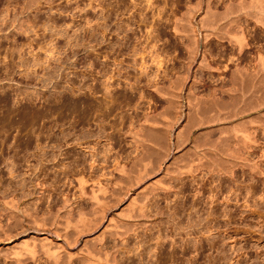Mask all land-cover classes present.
<instances>
[{
    "label": "rangeland",
    "instance_id": "rangeland-1",
    "mask_svg": "<svg viewBox=\"0 0 264 264\" xmlns=\"http://www.w3.org/2000/svg\"><path fill=\"white\" fill-rule=\"evenodd\" d=\"M174 1L177 0H150L149 8L147 0H40L41 4L35 11L33 8L21 10V0H0V117L7 109H14L19 110L17 117L23 119L21 107L27 105L41 114H45L46 109L52 110L32 126L28 125L30 121H26L29 126L26 131L23 129L21 132L11 126L6 129L8 132L0 130V212L6 213L1 207L2 200L12 198L18 202L19 209L22 208L21 213L24 210L37 218L38 224L41 223L38 229H50L52 215L64 201H68L74 225L78 210L88 212L86 216L92 211L91 203L78 192L76 180L80 176L87 181L85 190L96 187L97 181L104 188L106 186L105 198H102L106 202L107 214L117 226H121V211L125 210L134 186L128 191L123 190L124 185L117 187L115 182L127 179L116 168L125 164L127 169L124 171H129L128 175L132 177L135 170H141L140 162L147 167L141 175L143 181L159 180L157 182L171 189H154L151 194L153 189L147 187L145 197L135 196L139 204V200H142L141 204L145 201L143 204L147 207L144 213L147 218L138 221L142 224H137V229L131 226L128 227L130 230H119V238L109 237L108 232L103 234L106 246L111 242L115 245L118 252L114 253V258L119 264H264V112H261L263 116L252 115L261 125L254 132L256 144L246 155L260 165L261 175L240 166L234 167L227 175L199 166H194L190 174L176 172V168L181 170L193 161L195 147L203 148L217 140V131L200 124L214 116L216 119L215 108L229 117L232 112H245L256 107L261 95L246 96L247 99L239 102L237 108L232 107L227 97L219 94L221 88L229 87L226 79H217L222 76L218 74L209 79L206 73L196 72V68L189 70L188 79H177L180 86L174 82L175 89L171 84L174 79L170 81L167 78L182 64V60L185 61L186 51L182 47L187 44V32L177 35L172 29L171 11L178 13L176 16L183 10L186 13L187 4L180 0L176 5ZM197 16L198 12L194 15L196 21L200 18ZM14 17L24 19L23 31L13 27ZM156 18L161 24L156 23ZM26 21L33 27L29 28ZM181 23L185 24L184 21ZM247 23L249 34L257 37L264 33L261 24H255L251 19ZM249 42L250 51H253L257 45L263 44L264 39L258 43L253 41L254 44ZM214 44L218 43L213 41ZM200 48L203 49L202 46ZM156 55H159L160 67L155 62ZM176 74L180 76L182 73ZM167 86L173 87L170 90L177 93L171 91L169 94ZM154 87L166 93L165 97L159 95ZM176 94L179 95L177 100L171 101ZM68 99L78 105L72 114L61 108L63 101ZM193 99L198 100L195 102ZM186 100H192L191 104ZM84 104L94 106L98 112L93 108L92 111L82 110ZM172 109L181 115L173 114ZM145 113L158 122V127L154 125L156 127L150 129L153 127L150 126L145 129L146 134L143 132L147 140L142 142H145L142 147L146 146L142 152V147L130 141L129 136L137 127L139 130L141 120L138 118L141 119ZM222 115L219 117L217 114L219 118L225 117ZM163 118L167 122L171 119L173 122H169L174 124L168 127ZM197 123L203 127L197 128ZM224 127L229 129L231 124ZM148 130L153 132L149 134ZM208 130H212V134ZM25 142H29L26 148ZM189 158L191 160L187 161ZM128 166L133 168L132 171ZM172 167L175 168L172 170ZM174 171L177 174L172 173ZM23 215L24 212L22 216L20 212L14 215L17 216L15 221L0 216L1 226L5 228L11 224L8 239L0 235V253L9 251L25 236L33 235L31 229L36 227L29 226L31 220L23 218ZM23 221L28 222L31 229L26 230ZM59 226L64 228L63 223ZM71 227L65 234H61L64 232L60 229L59 235H69L66 236L69 241L75 239L76 231ZM84 232L86 229L76 232L79 233V242ZM37 254L32 260L26 256L21 264H46L43 255ZM2 260L0 258V264H14ZM71 264L78 263L74 261Z\"/></svg>",
    "mask_w": 264,
    "mask_h": 264
},
{
    "label": "bare ground",
    "instance_id": "bare-ground-1",
    "mask_svg": "<svg viewBox=\"0 0 264 264\" xmlns=\"http://www.w3.org/2000/svg\"><path fill=\"white\" fill-rule=\"evenodd\" d=\"M45 1H48V0H45ZM177 1L180 2V0H177ZM21 2L22 3L19 6L21 10H27V9L33 8L36 11V10H38V5L41 4L40 0H21ZM43 2H44V0H43ZM147 2L149 3V4L147 3V5L149 7L150 6V0H147ZM176 2H175V4H176ZM45 3H47V5H48L50 2L49 3L45 2ZM166 3H164V4H166ZM183 3L185 5L187 4L185 6L186 7V13H185V10L182 9L185 14L183 12H181L182 14L179 13V16H176V15H178V13L176 14V13H174L175 11L174 12L171 11V14L173 16V19L171 20V22H172V29L177 33V35L179 32H187V34H186L187 44L184 47H182V49H184L186 51V55H185L186 57H185V61H183V60L181 61L182 64H180V66L178 68L177 67L176 68L174 67L175 69L172 68L175 71L172 72L170 74V76H168V78H167L169 80L171 79L170 81H172V79H174L171 84L173 86L175 84H177V85L179 84V86H180V82L178 83L177 79L178 80L181 79V81H182V79H188L187 76H189L188 75L189 70L196 68V72H199V74L206 73L207 74L206 77L209 79H214L213 74H218L219 76L222 75L220 78H217V79H226L225 82H227L229 87L227 89H225V87H224V89L221 88L223 90L220 89L219 94H221V95L223 94L224 96H226L228 103L232 104V107H234V106L236 107L239 102L241 103V101L244 100V98L247 99L246 96H249L252 98V96L254 97V96L261 95V98H259L258 103L256 102L258 105L256 104L255 105L256 107H254L253 109L251 108L252 110L251 109H249V111L246 110L247 112L246 111L243 112L241 110H239V111L233 110L235 112H232L229 115V117L226 116V113L224 111H223L224 113H221L222 110L220 111L219 108H215L216 109L215 112L217 111V114H219V117H220V114H223L222 116H225V117L219 118L217 116V114L214 113L216 115V119L214 118L215 116L213 114L212 116H214L213 117L214 119L211 117L210 118L211 120H208V121L205 120V122H201L200 124H203V126L207 127V129L210 128L213 131H217L218 132L217 140L214 141V143L211 142L212 144H210V145L207 144L206 147L203 146V148H202L200 146L202 149H199L200 147H198L196 145L198 147V149L196 147L194 149L195 150L194 151L195 153H193L194 157L192 155V158H194V159H192L193 161L191 163L188 162V164L186 166L181 164V166L183 165L185 167L181 168V170H179V167L176 168V172L178 170V172H179V173L177 172L178 174L184 173V175H185V172H187V173L189 172L188 174H190L191 173L190 171H193L192 169L194 168V166H196L197 168L199 166L201 168L204 167V168L208 169V171H211V172L215 171L217 173H222V174L226 173V175H227V173L229 174V172L234 167L236 168V166H240L242 168L245 167L249 172H251L253 174H256V175L260 174L261 175L262 172H261V169L259 167L260 165L257 164V162L252 161L251 159H248L249 157L246 155H247V153H249L250 149L252 150V147L255 146L256 139L254 136V132L261 125V124L258 125L257 120L254 119V116L257 114L262 115V113L264 112V42H263V44L261 43L260 45L256 44L257 46L254 45V47L256 46L255 49L253 51H250L252 49H251V46L249 45L250 44L249 41H252V43H253V41L254 42L256 41L258 43L259 40L264 39V33L261 34L260 33L261 31L259 30L260 35L257 36V34H256L257 37H255L254 35H252L253 34L251 32L252 29L251 30L249 29L250 32L252 33V34H249V32L247 31L248 30L247 26L249 24L247 22H248V19H251L252 21H254L255 24H261L262 26H264V23H263L264 22V0H184ZM50 4H52V3H50ZM172 4H174V3L172 2ZM173 7H176V6H173ZM173 7H172V9H173ZM179 7H180V5L178 4V8ZM164 9H165V7H164ZM176 10H178V9H176ZM161 11H163V9H161ZM161 11L158 12V14H157L158 17L161 14L160 13ZM176 12H178V11H176ZM197 12H198V16H200V18H198V20L196 21V20H194V15L195 14L197 15ZM140 14H142V13H140ZM16 18L17 17H14L12 20L13 22H15L14 23L15 26H13V27L14 28L17 27V29L15 28L16 30H20V31L22 30L23 31L22 28L25 25L24 21H23L24 19L20 20V17L17 19ZM157 19L158 18H156V20ZM160 20H162V19L160 18ZM182 21H184L185 24H182L181 23ZM29 22H31V21H29ZM159 22H160L159 20L156 21V23H159ZM9 23H11V22H9ZM27 23H26V25H28L29 28L33 27V26H30L29 23L28 24ZM34 23L35 22H33V24ZM159 24H161V23H159ZM159 24H158V26H159ZM262 29L263 28H261V30ZM149 33H151V32H149ZM148 36H149V34H148ZM182 41L183 40L181 38V43H182ZM213 41H215L218 44H216V45L214 44L215 46L212 45ZM50 42H51V40H50ZM208 44L213 46V47L210 46L209 48L204 49L205 46L208 47ZM201 46H202V48L203 47L204 48L201 49L200 48ZM158 56L156 57L157 58L156 60H155V58H153V59L155 60L156 64L160 67L161 61L158 59L159 58ZM224 62H225V64H222ZM228 62H230V63H228ZM143 65H145V63H143ZM21 66H23V64ZM229 66H233V68H231ZM164 72H166V71H164ZM180 72L182 73L180 76L176 74V73H180ZM174 74H176V76H174ZM174 82H175V84H174ZM155 84H153V85H155ZM223 84H222V86H223ZM160 86H161V84H160ZM192 86H193V84H192ZM167 87L169 89V94H170V92L172 91L170 89H172L173 87H171V88H169V86H167ZM176 88L177 87H175V89ZM155 90L157 92H159L158 93L159 95H163V97H165L164 95L166 93L162 92L161 90H158L157 88H155ZM173 91L176 92V90H173ZM167 93H168V91H167ZM177 95L178 94L175 95L176 98L174 96H172L171 101H173V99L177 100ZM190 96L193 98V95H190ZM187 99L188 100L190 99L189 96ZM209 99H210V97H209ZM213 99H214V97H213ZM175 100H174V102H176ZM188 100H186V101H188ZM196 100H198V99H196ZM196 100H194V101L197 102ZM217 100H215V101H217ZM169 101H170V99H169ZM98 102H100V101H98ZM188 102H190V103H187V104H191L192 100L188 101ZM177 104H176V106H178ZM192 104L194 105V103H192ZM201 104L203 105L204 103H201ZM208 104H209V102H208ZM214 104H215V102H214ZM220 104H224V103L221 102ZM193 105H191V107ZM27 106L21 107L22 108L21 113L23 115V119H19L17 117L18 116L17 112L19 110L13 111L14 109L13 110L7 109L5 111V113H3L2 116L0 117V130L2 132H8V131H6V129L11 126L12 128L14 127L16 129H18V131H21V130L27 128L28 125L32 126L39 119L46 117L45 114L52 111L50 109H46L45 114H41L37 111L35 112L33 110V108H28ZM77 106L78 105L75 101L72 102V100L68 99L66 101H63L61 108L66 113L72 114V113L76 112ZM188 106H190V105H188ZM93 107L94 106H92L90 104L87 106L84 104L82 106V110L87 108V109H90L92 111ZM104 107L106 108V106H104ZM214 107H217V106H214ZM176 108H178V107H176ZM223 108L224 107H222L221 109H223ZM196 109H194V111ZM217 109H219V110H217ZM94 110L96 112H98L97 111L98 109L93 108V111ZM177 110H175V111H177ZM201 110L202 109H199L198 111H201ZM205 110H206V108H205ZM202 111H204V110H202ZM172 112H173V109H172ZM177 112H173V114L177 113ZM104 114H106V113H104ZM104 114H103V117L105 116ZM178 115H181V114H178ZM252 115H254V116H252ZM263 115H264V113H263ZM158 116H156V117H158ZM15 117H17V118H15ZM162 117H164V116H162ZM149 118L150 117H148L146 113H145V115H143L141 117V119L138 118V120H141V122L139 124V130H137V128H138L137 127L136 130L131 133V137L129 136V138H131L130 141H133L135 144L139 145L140 147H142V144L145 143V142L144 143H142V142L144 140H147V139H145L146 137L144 135H142V134H144L143 133L144 131L146 134L147 130H145V129H149L150 126L151 127L153 126L152 128H150V129H153L156 127V126L154 127V125H157V127H158V124H157L158 122L156 123L154 120H151V118L150 119ZM164 118H166V117H164ZM164 118H163V120H165L167 122V119H164ZM207 119H208V117H207ZM44 120H42V121H44ZM170 120L171 119H168V122ZM26 121H28V122L30 121V123L27 125ZM168 122H167L168 127H171L169 125H171V123L173 121L171 123L169 122L170 124ZM119 123H120V121H119ZM163 124H164V122H163ZM173 124L174 123H172V125ZM200 124L197 123V125H195V126L197 128L203 127ZM225 124H227V125L231 124V127L229 129H227L224 127ZM160 125H162V124H160ZM262 126H264V125L262 124ZM26 130L27 129H25V131ZM28 130H29V128H28ZM212 130H208V131H211V134H212ZM152 132L149 131V134ZM154 132H155V130H154ZM149 134L147 133V136H149V138H150L151 135H149ZM206 135H208V134H206ZM177 136L179 137L178 134H177ZM181 136H182V134H181ZM181 136H180V138H181ZM28 140H29V138H28ZM151 141H150V144H151ZM28 144H29V142L28 143L25 142L24 148H26L28 146ZM195 144H196V142H195ZM204 144H206V143H204ZM0 145H2V144H0ZM137 145H135V146H137ZM146 145H147V143H146ZM144 146L141 148L142 152L146 150V149L143 150V148H146V146L145 147ZM144 153H146V152H144ZM189 160H191V158H189L187 161H189ZM136 161L138 162V160H136ZM133 163H134V161H133ZM138 163L142 166L141 170L139 171L137 169V167H135L137 169V170H135L137 172V174L134 171L135 175L133 174L132 177H130L131 175L130 176L128 175V172H129L128 170L132 171V169H133L132 167H131L132 168L131 169L128 166L130 168V169L128 168V170H127L128 172L124 171V168L126 167L125 164L122 165L123 167L117 166V168H116L118 170V173L125 176L124 179L125 178L127 179V181L123 180L126 183H124L123 181H122L123 182L122 183L121 180L119 182H115L116 186L121 187V185L122 186L124 185L123 188H125V189H123V190H126V191H128L129 189H131L134 186V188L132 189L133 190L132 196L128 200V203L126 202L125 210H123L124 209L123 208L121 211L123 213L122 215H120V221L123 223V225H121V226L120 225L117 226L116 223L113 222L114 220L112 221L110 216L107 214L106 202H105V199H103V198H105L103 195L106 192V189H105L106 186L104 188L96 180L97 181L96 187H91L89 190H85L84 183L87 181L84 180V178L80 177V176L78 178L76 177L77 178V180H76L77 187L79 189L78 192H79L81 197H85L91 203L90 208L92 209V211H91V215L89 214L90 217L86 216V214L88 212L86 213L85 210L84 211L86 214L83 213L82 210L81 211L78 210V212L76 211L77 216H75V217H77V219L74 220V223H75L74 225L72 224L73 223V221L71 220L72 218H70V216H72L70 209H72V208L71 207L69 208L68 201H64L61 208L58 209L56 212H54V214L52 215V218H51V227L52 228L48 229V227H47V229H46V227H45V229L40 230L37 227H39V226L41 227V223L39 225L38 224L39 221L37 220V218H33L35 216H32L31 214H29V212L27 213L26 211L22 210V213H21L20 210L22 208L19 209L20 207H19L18 202H16L12 198H10L9 200H2L1 207L3 208V210L6 211V213L4 211H1L0 216H2L3 218L7 217L8 219L13 218L15 221L16 220L15 217H17V216L14 217V215H16V214L18 215L20 212V214L22 216V214L24 212L23 218L24 217H26V219L29 218L31 220L30 222H32V223H30L31 225H29V226H32V228L36 227L35 229H31V227H29L27 225L28 222L24 223V221H23L22 224H24V228H26V230L31 229L33 232V235L30 234L31 236H28V237L25 236V238H23L20 242L15 243L11 249L9 248V251H4V253L1 252L0 258L3 259L2 261L9 260L10 262L12 261L14 264H21L25 260L26 256L32 260L35 258V255L37 253H40L43 255V257L45 259L44 261L46 262V264H71L74 261H76L78 264H104V263H106V264H119L116 261V259L114 258V255L116 254V252H118L115 248V245L112 244V242H111V245L108 244V246H106L105 242L103 241V240H105L103 238V236L107 235L109 233L110 234V235H108L109 237L115 238L117 236L119 238V235H118L119 230H122V229L128 230L129 229L128 227H130V228H131V226L134 227L137 224H139L138 221L145 220L144 218H147L145 216V214H146L145 208H147V207H145V205L143 204L145 201L141 204L142 200H139L141 198L140 197L138 199L140 201V204H139L136 200L137 197H135L138 195L139 196L143 195L142 197H145L144 192L147 190L146 189L147 187L151 186V189H153L151 191V194H152V192H154V189H158L155 191H159V189H161L162 191H166L167 189H169V188H167L166 185H165L166 187H164V185H162L160 182H157L159 180L156 181L154 178H153L154 180L151 179L152 180L151 182L150 181L149 182L143 181V179H141V175H143L142 173L147 169V167L145 166L144 163H143L144 165H142V163H140V162H138ZM138 163H136V164L139 166ZM183 163L186 164L187 162H183ZM172 165H170V166H172ZM145 167H146V169H145ZM174 168L172 167V170ZM125 169H127V168H125ZM168 171L170 173V170H168ZM148 172H149V169H148ZM172 173L177 174V173H175V171ZM172 173H171V175H172ZM231 173L232 172H230V174ZM9 174L12 175L11 172ZM122 175H120V176L122 177ZM171 175H169L168 177H170ZM161 178H162V176H161ZM117 179H120V178H117ZM140 181H142V183ZM139 182H140V184H139ZM116 186H114V187H116ZM112 187H113V185H112ZM147 193H149V191ZM148 195H150V193ZM102 196H103V198H102ZM146 197H147V195H146ZM145 199L147 200V198H145ZM145 199L143 198V200H145ZM2 208H1V210H2ZM2 212H4L5 214L3 215ZM117 214H119V213H117ZM40 216H41V214H40ZM44 219L45 218H43L42 220H44ZM22 220H24V219H22ZM60 220H63V221L60 222ZM44 222H42V225ZM17 223H18V221H17ZM61 223H63L62 227H64V228H58V227H60L59 224L61 225ZM109 223H111V224H109ZM140 224H142V223L140 222ZM10 225L5 227L7 229H5L3 226L0 225V235L6 236L7 239L9 237L7 235H11V232L8 230ZM71 225H73V226L71 227ZM22 226H21V221H20V227H22ZM137 226H136V229H137ZM70 227L74 230V232L76 231V232H80V233H81V231L83 232L86 229V233L84 232V236H83V239L84 238L85 239L84 240L82 239V241L80 240L81 242H79V240L77 239L79 233L77 234L76 232H75V235H77V237L73 240L70 239V241L67 238L69 235L68 236L66 235L67 237L65 235H61V236L59 235V232L62 231L60 229H63L62 232H64L61 234H65V232L67 231L66 229H68ZM87 230H88V232H87ZM106 232H108V233H106ZM22 233L23 232H21V234ZM14 235H18V234H14ZM6 237H4V238L6 239ZM110 239H112V238H110ZM0 240H2V239H0ZM112 240H114V239H112ZM107 248H109L110 250H107Z\"/></svg>",
    "mask_w": 264,
    "mask_h": 264
}]
</instances>
